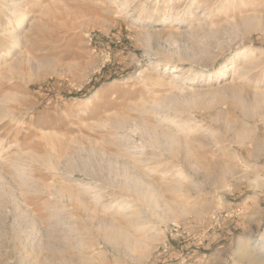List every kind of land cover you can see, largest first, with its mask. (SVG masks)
Returning <instances> with one entry per match:
<instances>
[{
	"label": "rangeland",
	"instance_id": "1",
	"mask_svg": "<svg viewBox=\"0 0 264 264\" xmlns=\"http://www.w3.org/2000/svg\"><path fill=\"white\" fill-rule=\"evenodd\" d=\"M0 264H264V0H0Z\"/></svg>",
	"mask_w": 264,
	"mask_h": 264
},
{
	"label": "bare ground",
	"instance_id": "2",
	"mask_svg": "<svg viewBox=\"0 0 264 264\" xmlns=\"http://www.w3.org/2000/svg\"><path fill=\"white\" fill-rule=\"evenodd\" d=\"M22 17H23V16H22ZM20 18H21V17H20ZM21 20H22V18H21ZM21 20H20V21H21ZM137 183H138V182H137ZM135 184H136V183H135Z\"/></svg>",
	"mask_w": 264,
	"mask_h": 264
}]
</instances>
